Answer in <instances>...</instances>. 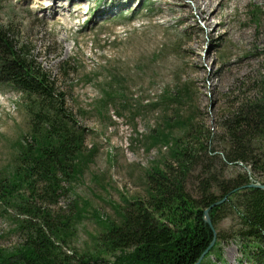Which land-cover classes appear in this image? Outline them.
<instances>
[{"label": "rangeland", "instance_id": "rangeland-1", "mask_svg": "<svg viewBox=\"0 0 264 264\" xmlns=\"http://www.w3.org/2000/svg\"><path fill=\"white\" fill-rule=\"evenodd\" d=\"M0 29L51 75L89 149H96L70 192L42 205L68 217L75 201L89 203L67 247L79 254L96 253L93 211L116 217L112 202L144 196L147 173L168 157L166 146L148 149L152 131L184 137L178 120L194 111L196 127L208 138L214 134L209 149L222 151V117L239 100L264 92V0H0ZM183 85L191 98L172 99ZM26 104L23 94L0 84V172L13 165L29 132ZM23 219L0 204V249L22 244ZM235 220L221 221V256L210 260L257 264L264 251L250 247L258 258L246 257L244 242L233 237Z\"/></svg>", "mask_w": 264, "mask_h": 264}, {"label": "trees", "instance_id": "trees-1", "mask_svg": "<svg viewBox=\"0 0 264 264\" xmlns=\"http://www.w3.org/2000/svg\"><path fill=\"white\" fill-rule=\"evenodd\" d=\"M0 84L25 96L30 119L13 165L0 172V204L25 216L17 230L22 244L0 249V264H196L216 236L201 263L215 264L210 258L213 253L220 258L225 240L219 226L229 216L236 217L233 237L244 242L246 257L258 258L250 247L264 251V190L248 187L251 178L264 185V92L239 100L222 117L217 135L222 151L209 149L213 133L208 138L196 127L194 111L178 117L184 137L152 131L145 139L148 149L166 146L168 157L147 173L144 196L125 200V205L112 202L116 217L93 211L100 228L96 253L79 254L67 247L89 203L75 201L76 212L68 217L42 205L56 204L70 192L96 149H89L86 131L67 111L51 75L1 29ZM171 98L190 99V87H179ZM164 122L169 125L170 119ZM239 166L242 172H231ZM212 206L210 226L205 211ZM255 263L264 264V258Z\"/></svg>", "mask_w": 264, "mask_h": 264}, {"label": "water", "instance_id": "water-1", "mask_svg": "<svg viewBox=\"0 0 264 264\" xmlns=\"http://www.w3.org/2000/svg\"><path fill=\"white\" fill-rule=\"evenodd\" d=\"M248 187L249 188H254V189H262V190H264V185L259 183V182L258 183L255 182L252 178H251V184ZM226 200H227V198L223 199L222 201H220L219 203L215 204L214 206H217V205H219L221 203H224ZM214 206H212L210 209L205 211V220L210 226H212V220L210 218L209 213L213 209ZM216 240H217V238L215 236L214 241L211 244V247L201 256V258L199 259V261L196 264H201L202 263V261L204 260L205 256L210 252L212 247L215 245Z\"/></svg>", "mask_w": 264, "mask_h": 264}, {"label": "bare ground", "instance_id": "bare-ground-1", "mask_svg": "<svg viewBox=\"0 0 264 264\" xmlns=\"http://www.w3.org/2000/svg\"><path fill=\"white\" fill-rule=\"evenodd\" d=\"M52 5H55V3H52ZM53 6H50L49 8H52ZM78 11V14L79 15H81L84 11H83V8H82V6L80 5V6H78V9H77ZM203 13V12H202Z\"/></svg>", "mask_w": 264, "mask_h": 264}]
</instances>
